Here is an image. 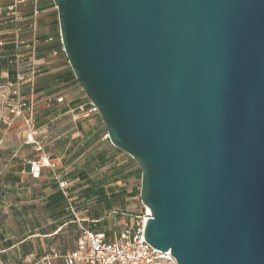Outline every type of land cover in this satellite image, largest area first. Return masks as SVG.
<instances>
[{
    "label": "water",
    "instance_id": "water-1",
    "mask_svg": "<svg viewBox=\"0 0 264 264\" xmlns=\"http://www.w3.org/2000/svg\"><path fill=\"white\" fill-rule=\"evenodd\" d=\"M145 240L176 264H264V0H53Z\"/></svg>",
    "mask_w": 264,
    "mask_h": 264
},
{
    "label": "crops",
    "instance_id": "crops-1",
    "mask_svg": "<svg viewBox=\"0 0 264 264\" xmlns=\"http://www.w3.org/2000/svg\"><path fill=\"white\" fill-rule=\"evenodd\" d=\"M13 2L0 3V93L5 84L16 79L14 25L7 16V8ZM20 11L24 42L20 53L24 56L25 72L33 76V83L23 87V94L37 109L38 138L50 145L48 156L57 163L58 171L64 165L70 169L68 190L82 220L77 223L69 212L68 200L48 168L33 177L30 164L37 161L33 148L13 142L25 139V131L0 128V260L6 264H40L43 257L53 252L64 255L72 251L81 226L103 234L108 241L126 226H135L140 216L136 213L144 210L140 200L142 173L130 156L117 163L125 153L103 142L109 138L102 119L95 117L98 114L90 117L93 120L72 122L70 114L82 106L89 107L90 102L64 52L54 1L26 0ZM55 123L60 126L57 130L52 128ZM80 135L84 143H94L87 150L90 159L96 156L103 163L114 161L120 172L118 181L99 184L92 178L82 177L80 181L81 178L72 177ZM66 140L69 147L62 146ZM53 146L68 156L64 164V156H59ZM137 180L140 183L134 184ZM61 241L66 244L64 247ZM60 261L55 260L54 264Z\"/></svg>",
    "mask_w": 264,
    "mask_h": 264
},
{
    "label": "built area",
    "instance_id": "built-area-1",
    "mask_svg": "<svg viewBox=\"0 0 264 264\" xmlns=\"http://www.w3.org/2000/svg\"><path fill=\"white\" fill-rule=\"evenodd\" d=\"M4 1L8 0H0V3ZM25 2L26 0H14L13 4L7 8V16L14 25V44L17 48L14 63L17 71L15 81L8 82L2 87L3 99L7 108L4 123L8 126L18 123L24 128L26 145H34L35 150L43 154L39 161L30 164L33 177H39L41 170L48 168L68 200L69 212L75 221L81 224L82 220L74 200L67 192L68 184L60 180L57 163L44 154L43 146L37 139V109L33 103L25 99L23 94V87L33 83V76H28L23 68L24 56L20 53V48L24 45L21 40L23 17L20 6ZM79 110L86 119L98 114L92 104L88 108L82 106ZM146 215L151 214H148L147 208H144L141 215L137 217L135 226H126L112 241H108L103 234H97L89 228L81 226L76 246L72 251L64 255L53 252L43 257L40 264H54L55 260H62L63 264H176L170 252L159 251L145 240V226L149 219V217H145Z\"/></svg>",
    "mask_w": 264,
    "mask_h": 264
},
{
    "label": "rangeland",
    "instance_id": "rangeland-1",
    "mask_svg": "<svg viewBox=\"0 0 264 264\" xmlns=\"http://www.w3.org/2000/svg\"><path fill=\"white\" fill-rule=\"evenodd\" d=\"M86 108H88V107H86ZM6 115H7V108H6V105H5V101L3 99V94L0 93V128H8L10 131H18V132L25 131L24 128H21L18 123L13 125V126L6 125L4 123V118H5ZM70 116H71L72 122L74 120L76 123L85 122L87 120H93L94 119V117L90 118V119L89 118H87V119L84 118L82 116V114L80 113L79 109L75 110L72 114H70ZM95 117H99V114L96 115ZM37 120L38 119H36V122H37ZM52 128L54 130H57V129L60 128V126L55 123V126L52 127ZM37 139H38V141H40L41 145L43 146L44 154L45 155H49V153L51 151L50 145H47L46 142H43L39 138H37ZM16 141L20 142V143L22 142L21 144L25 143L26 142V135H25V139H24V137H22V139L20 141L15 139L13 142L15 143ZM84 141L85 140L83 139V137H81V135L77 139V145L79 146L78 147V154H77L78 161H77L76 170L73 171V168H72V173H71L72 177L74 176L75 178H81L80 181H82V179H83L82 177H84V178H92L93 180H95L99 184L107 183V182H109V184H113L116 181H118L120 172H119L118 168L114 165V161L112 160V161H110L108 163H105V162L103 163L96 156L94 158L90 159L89 153H87L88 152L87 150H89L91 148V146L94 145V143H84ZM103 142L106 143V144L108 142V144H110V141H107V140H104ZM74 143L75 142L72 141L71 145L73 146ZM63 145L69 147L70 146L69 140H66L65 144H62V146ZM26 146H29V147L33 148V152L37 156L36 160L39 161L43 154H41V152H37L35 150V146L34 145H26ZM52 149H54L55 151L57 150V153H59L58 154L59 156H64L63 151L61 149H59V147L53 146ZM67 158H68V156H66V157L64 156L63 157V160H62L63 164L67 160ZM119 158L120 159L117 160V163L120 162L121 160H127L130 157L128 155L124 154L122 156L120 155ZM69 173H70V169L68 168V166H65V165L63 166V168H61L60 171H58V174L60 175V178H61L60 180L63 181V182H66L68 184V186H69V181H67V178H68L67 176H69ZM139 183H140L139 180L134 182V184H139ZM77 186L78 187L81 186L80 182L77 183ZM67 192L70 195V191L68 190ZM70 197L73 198V196H71V195H70ZM136 214L137 215H141V210H139ZM61 245L64 247L66 244L63 241H61ZM0 264H6V263L4 261L0 260ZM59 264H62V261H60ZM166 264H172V263H166Z\"/></svg>",
    "mask_w": 264,
    "mask_h": 264
},
{
    "label": "bare ground",
    "instance_id": "bare-ground-1",
    "mask_svg": "<svg viewBox=\"0 0 264 264\" xmlns=\"http://www.w3.org/2000/svg\"><path fill=\"white\" fill-rule=\"evenodd\" d=\"M147 210H148V214H151V211H150V209H149V208H147Z\"/></svg>",
    "mask_w": 264,
    "mask_h": 264
},
{
    "label": "trees",
    "instance_id": "trees-1",
    "mask_svg": "<svg viewBox=\"0 0 264 264\" xmlns=\"http://www.w3.org/2000/svg\"><path fill=\"white\" fill-rule=\"evenodd\" d=\"M90 105H91V103H90ZM142 173V172H141Z\"/></svg>",
    "mask_w": 264,
    "mask_h": 264
}]
</instances>
